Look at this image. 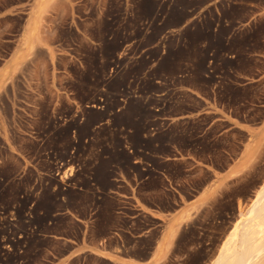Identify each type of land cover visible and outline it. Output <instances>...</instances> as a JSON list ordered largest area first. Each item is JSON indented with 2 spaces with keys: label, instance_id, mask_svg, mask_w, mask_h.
Wrapping results in <instances>:
<instances>
[{
  "label": "rangeland",
  "instance_id": "374dc122",
  "mask_svg": "<svg viewBox=\"0 0 264 264\" xmlns=\"http://www.w3.org/2000/svg\"><path fill=\"white\" fill-rule=\"evenodd\" d=\"M225 48L230 55H219ZM208 51L212 74L204 77ZM17 59L12 75L6 64ZM191 92L241 121L262 123L264 0H0V264H50L68 246L46 234L78 239L73 217L93 219L92 239L126 227L127 218L113 215L116 198H97L110 186L127 193L128 181L147 175L137 187L141 200L176 209L164 182L132 159L165 170L187 197L199 192L210 175L139 152L154 142L164 154L163 144L172 142L194 160L226 169L252 134L219 122L205 131L211 116L173 120L200 106ZM152 133L156 140L145 137ZM263 186L264 133L243 171L181 224L161 264H214ZM132 222L133 233L153 227L136 242L121 233L126 255L146 259L160 226L141 214ZM243 230L231 252L241 256L254 242L249 264H264L263 233L249 234L254 239L242 249ZM72 264L112 263L86 255Z\"/></svg>",
  "mask_w": 264,
  "mask_h": 264
},
{
  "label": "crops",
  "instance_id": "0c3cea01",
  "mask_svg": "<svg viewBox=\"0 0 264 264\" xmlns=\"http://www.w3.org/2000/svg\"><path fill=\"white\" fill-rule=\"evenodd\" d=\"M16 67V68H15ZM213 62L209 61L208 65L204 66V77H208L212 74ZM15 68V69H14ZM19 61L17 59L16 64L10 62L6 64V69L12 75L18 74ZM179 76V75H178ZM248 84V83H247ZM191 95L200 106L198 109L190 115H182L175 117L173 120H186V119H200L204 116H211L213 118L205 128V131L213 126L214 123H225L229 125L231 129H237L241 132L246 133L248 136L252 134V138H247L245 143H242L240 153L236 159L232 160V163L228 165L223 171H217L208 163L198 162L194 160L190 155H185L181 152L180 148L175 143H164L163 147L169 148L168 153L159 152L155 154L152 152L156 147H160L162 144L154 142L151 150L139 151L143 152L148 158H154L160 160L161 163H174V162H186L192 165V168H198L199 171L208 173L210 179L203 185L201 190L196 194L189 193V196L183 194L179 189V184H174L170 175L165 170H157L151 163L141 162L140 160H131L130 164L133 165H145L141 171H151L155 177L160 178L164 182V191H171L176 199V209L172 211H163L158 208H153L146 205L140 198L138 192V185L147 180L148 176H144L140 181L133 179L128 181L126 184L128 188L127 193H118L117 188L124 186L116 185L115 187H108L105 192L99 193L97 198L101 199L102 196H114L118 201L113 211V215L116 218H127L129 224L124 228H115L109 236L103 238L92 239L91 229L93 219H82L73 217V223L80 226V237H63L57 235H49L46 238L55 239L60 241L62 244L68 246V249L63 255L55 258L50 264H72L78 258L86 255H94L102 258L112 264H161L169 254V251L176 239L178 229L182 223H184L187 217H191L196 211L200 210L203 206L207 205L212 197L215 187H223L234 174H239L243 171L244 165L247 160H250L254 150L258 146L259 140L264 133V119L262 123L254 126L245 121L231 115L230 112L226 111L222 106L218 105L214 100L204 97L201 93L191 92ZM256 107H263V105H256ZM148 110L156 112V109L149 107ZM169 122V118H165ZM171 119V122L173 121ZM156 133L145 137H151L154 139ZM143 137V136H142ZM135 151V150H133ZM153 166V167H152ZM188 171V170H186ZM109 182L114 183L113 178H109ZM129 204V208L123 204ZM129 209L130 211L138 215L150 216L152 219L158 222L160 226L159 235L152 247L150 255L146 259H139L134 256L126 255L127 246L121 240V233H129L131 239L136 242L140 238H147L153 230V227L145 228L140 233H133L130 231L132 220L136 215H127L124 211ZM109 239H114L116 242L114 245H109Z\"/></svg>",
  "mask_w": 264,
  "mask_h": 264
},
{
  "label": "bare ground",
  "instance_id": "6f19581e",
  "mask_svg": "<svg viewBox=\"0 0 264 264\" xmlns=\"http://www.w3.org/2000/svg\"><path fill=\"white\" fill-rule=\"evenodd\" d=\"M264 214V186L262 187V189H260L258 191V193H256L255 199H253V201L251 202V204H249L248 208L246 209L245 213H241V218L237 221V223L235 224V226L233 227L232 231L229 234V238H226L224 240V242L221 244L220 248H219V253L217 256V259L215 261L214 264H249V259H250V255L253 256L252 259L254 258V255H252V246L256 243H252V245L250 244L251 241H249L248 239L251 237H249V234H254L257 237H261L262 233H263V228L262 225L260 223V219ZM264 221V219H263ZM241 229L243 230L244 234L241 237V245L240 247L242 249H249L250 248V252L249 250H245L247 253H245V251H242V253L240 254L241 256H237V254H235V249L234 252L232 253L231 251V246L233 247V245L239 241V233L241 231ZM242 232V233H243ZM252 236V235H250ZM264 236V233H263ZM248 237V239H247ZM256 237V239H257ZM258 238V240H260ZM254 239V238H253ZM251 239V240H253ZM256 241V240H255ZM248 242H250V246L245 247ZM259 242V241H258ZM248 244V245H249ZM259 243H257L258 245ZM261 245V244H260ZM235 246V245H234ZM256 246V245H255ZM262 246V245H261ZM255 248V247H254ZM261 249L259 248V251ZM237 251V250H236ZM251 253V254H250ZM247 254H250L249 256ZM259 256V255H258ZM261 256V255H260Z\"/></svg>",
  "mask_w": 264,
  "mask_h": 264
},
{
  "label": "trees",
  "instance_id": "16d2710c",
  "mask_svg": "<svg viewBox=\"0 0 264 264\" xmlns=\"http://www.w3.org/2000/svg\"><path fill=\"white\" fill-rule=\"evenodd\" d=\"M222 23L224 24V23H225V20H223ZM212 31H213V33H214V36H216L215 32H216L217 30H216L215 26H214V28L212 29ZM218 53H219V55H221V56H229V55H230V54H229V51H228L227 48H225L224 50H220ZM249 54H250V55H257V52H249ZM205 56L207 57L206 62H205V66H206V65H208L209 61H212V59H211L212 52H211V51H208V52L206 53ZM199 61H200V58H199L198 61L196 60L194 66L197 67V66H198L197 63H199ZM212 62H213V61H212ZM144 144H145V143H144ZM150 150H151V149H150ZM147 151H149V150H147ZM152 152H154L155 154H158V153L160 152V150H159V148L156 147L155 149L152 150ZM132 160H133V159H132ZM103 189H104V188H103ZM49 235H55V234H53L52 232L46 234L47 237H49Z\"/></svg>",
  "mask_w": 264,
  "mask_h": 264
}]
</instances>
